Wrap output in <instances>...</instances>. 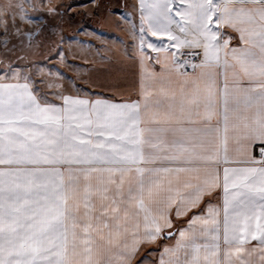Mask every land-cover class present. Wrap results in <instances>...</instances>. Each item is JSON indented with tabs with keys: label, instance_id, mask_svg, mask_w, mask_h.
I'll use <instances>...</instances> for the list:
<instances>
[{
	"label": "snow or ice",
	"instance_id": "snow-or-ice-1",
	"mask_svg": "<svg viewBox=\"0 0 264 264\" xmlns=\"http://www.w3.org/2000/svg\"><path fill=\"white\" fill-rule=\"evenodd\" d=\"M0 264H264V0H0Z\"/></svg>",
	"mask_w": 264,
	"mask_h": 264
},
{
	"label": "rangeland",
	"instance_id": "rangeland-1",
	"mask_svg": "<svg viewBox=\"0 0 264 264\" xmlns=\"http://www.w3.org/2000/svg\"><path fill=\"white\" fill-rule=\"evenodd\" d=\"M78 3H87V0H77ZM132 0H101V3H131ZM96 17H89L87 15H83L82 18V13L76 15L71 22L69 21H64L61 26L64 28L65 32L67 34H70L73 30V28H75V26L77 24H82L85 28L89 27L90 25H92L94 19ZM54 23H59L58 21H53ZM98 67H102L101 65H98ZM113 69V68H110ZM109 69V70H110ZM69 75H71V73H69Z\"/></svg>",
	"mask_w": 264,
	"mask_h": 264
},
{
	"label": "crops",
	"instance_id": "crops-1",
	"mask_svg": "<svg viewBox=\"0 0 264 264\" xmlns=\"http://www.w3.org/2000/svg\"><path fill=\"white\" fill-rule=\"evenodd\" d=\"M109 71H111V73H112L113 76H116V75L119 74L118 71H117V69H115V68L110 69Z\"/></svg>",
	"mask_w": 264,
	"mask_h": 264
}]
</instances>
